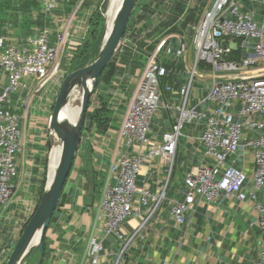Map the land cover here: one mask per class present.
Segmentation results:
<instances>
[{"label": "crops", "instance_id": "obj_1", "mask_svg": "<svg viewBox=\"0 0 264 264\" xmlns=\"http://www.w3.org/2000/svg\"><path fill=\"white\" fill-rule=\"evenodd\" d=\"M103 1L57 0L56 9L46 12L37 0H0V37L7 39V45L15 44L24 49L30 47V36L47 31L55 45L67 21L76 13L67 31L63 53L64 56L69 50L71 67L77 51L89 37L90 21L101 9ZM217 1H136L123 42L110 62L114 66V74L108 80H102L91 96L81 142L58 208L46 231L47 254L45 257L43 254L39 262L41 252L35 253L25 264H92L87 251L93 235H98L104 242L100 264H262L261 231L252 200L241 202L235 195L229 200L222 199L219 204H207L197 199L185 211L184 224L175 220L173 207L176 203L185 202L188 194L185 177L211 162L204 155L202 143L205 123L183 125L172 175H169V166L163 158L148 160L142 166L137 185L145 186L153 193L166 190L165 199L153 216H150V207L134 199L135 211L123 226L125 238L131 239V243L121 257L123 242L113 236L107 237L106 219L100 210L106 183L110 180L115 184L117 181L116 176L110 173L111 164L122 154L136 155L147 151L146 147L139 145L128 147L121 130L151 56L156 54L167 68V75L162 79L163 105L152 120L149 133L154 141L161 144L163 134L171 131L178 121V108L182 104L180 90L189 81L195 59L191 49L196 27ZM233 1L239 4L241 13L255 12L259 19L264 18V0ZM31 2L36 5L31 6ZM179 3L183 4L184 10L177 20L171 22ZM147 6H150L149 11ZM191 14L197 22H187ZM164 40L166 44L158 52L157 48ZM233 43V48H236L238 43ZM184 44L190 50L178 56ZM263 73L261 71L257 75ZM210 77L207 75L204 80L194 83L191 108L199 107L206 97ZM0 80H6L2 71ZM27 97L25 91L12 95L6 108L22 116L23 102ZM50 97L40 110H37V105L32 106V98L33 118L21 122L22 151L17 155L18 174L12 181L16 192L10 203L2 207L0 215L1 221L4 212L9 211V224L0 231V239L15 238L10 252L7 251L10 254L6 262L42 199L48 176L50 179L53 147L49 122L55 104ZM210 107L214 108L216 104ZM81 110L76 111L78 119ZM100 111L102 114L94 118L93 115ZM249 131L245 130L244 139L255 138V134ZM244 168L251 182L254 153L250 148L246 150ZM249 189L253 190L251 183ZM257 197L264 203V189L257 191ZM14 230H17L15 236L12 235ZM5 251L3 247L1 252Z\"/></svg>", "mask_w": 264, "mask_h": 264}, {"label": "built area", "instance_id": "obj_2", "mask_svg": "<svg viewBox=\"0 0 264 264\" xmlns=\"http://www.w3.org/2000/svg\"><path fill=\"white\" fill-rule=\"evenodd\" d=\"M46 12L56 9L57 0H37ZM76 13L67 21L58 43L53 45L47 31L29 37V48L19 49L7 45L0 37V71L6 77L0 80V215L15 195L12 181L17 177V155L22 151V120H27L31 100L37 92L49 87L61 71L68 29ZM237 42L233 48L230 43ZM162 41L157 51L165 46ZM192 49L195 51L189 81L180 90L182 104L178 108V121L171 131L162 136L158 144L150 136L151 123L163 105L162 79L167 68L157 55H152L139 81L134 100L122 123L121 134L128 147H146V153L122 154L110 167L116 183L109 180L103 191L100 210L106 219L107 237H116L123 242L120 257L128 249L131 239H126L123 226L135 209L138 199L150 207L153 216L163 205L162 193H153L145 186L137 185V178L146 161L163 158L172 175L178 153L179 138L184 124L205 123L202 136L204 155L211 162L188 174L184 183L188 189L186 200L176 203L173 215L178 224L185 223L184 213L197 199L207 204H219L221 200L235 195L241 202L252 200L258 214L261 231L260 259L264 264V203L257 191L264 189V18L255 12L241 13L233 0H218L196 27ZM241 49L246 56L240 61L230 59L234 50ZM188 52L187 45L178 51V56ZM211 76L208 93L199 107H190L191 93L196 81ZM28 91L23 102V115L6 108L12 95ZM216 104L212 108L210 105ZM259 116V119H254ZM255 138L244 139L245 130ZM244 140V143H243ZM254 153V171L251 182L244 168L247 149ZM236 165H240L237 168ZM249 183L253 190L249 189ZM104 251L103 239L93 235L87 251L92 264H100ZM118 264V263H117Z\"/></svg>", "mask_w": 264, "mask_h": 264}, {"label": "water", "instance_id": "obj_3", "mask_svg": "<svg viewBox=\"0 0 264 264\" xmlns=\"http://www.w3.org/2000/svg\"><path fill=\"white\" fill-rule=\"evenodd\" d=\"M136 1H123L110 33L104 36L101 51L96 60L82 69L71 72L61 85L49 122L50 137L60 147L56 175L51 183H49L48 176V184L42 199L5 264H22L33 249H39L41 252L39 262L43 258L46 231L58 208L74 155L80 145L91 96L99 84L101 75L123 42V36ZM76 88L81 89L83 109L75 126L71 127L64 122L61 116L70 94Z\"/></svg>", "mask_w": 264, "mask_h": 264}, {"label": "trees", "instance_id": "obj_4", "mask_svg": "<svg viewBox=\"0 0 264 264\" xmlns=\"http://www.w3.org/2000/svg\"><path fill=\"white\" fill-rule=\"evenodd\" d=\"M29 4L31 6L36 5L35 2H31ZM106 6H107V0H104L101 8L105 9ZM149 9H150V6H147L148 11H149ZM100 10H97L94 13V15L90 21L91 28H90L89 37L86 40V42L84 43V45L77 51V53H76V55H75V57L71 63L72 70H70V73L73 71H76L78 69H82V68L86 67L91 62L92 56L98 54V52L101 49L102 38H103L102 37L103 36V34H102L103 30H102V22L101 21H103V17H102V12ZM183 10H184L183 4L179 3L176 6V12H175L176 14L174 17H171L170 21L174 22L175 20H177V18L181 15ZM187 22H197L194 20V14H191V16L188 18ZM175 29H177V28H175ZM244 57H245V53L241 49H238V50L233 51V54L230 56V59L240 61ZM113 74H114V66L112 63H110L106 67V69L104 70L103 74L101 75L100 80H99V84L101 83L102 80H105V81L108 80L110 77L113 76ZM79 109H81V105L79 106L78 110ZM100 114H102L101 111L96 112L95 115H93V116L95 118L97 115L100 116ZM87 117H88V115H87ZM87 117L85 119H87ZM77 121H78V116H77V112L75 111L74 117H73L72 121L69 123V126H71V127L75 126V123ZM39 252H40L39 249H33L27 255V257L24 259L22 264L27 263L35 253H39ZM46 254H47V245H46V237H45V239H44V257L46 256ZM34 264H37V263L35 262Z\"/></svg>", "mask_w": 264, "mask_h": 264}, {"label": "rangeland", "instance_id": "obj_5", "mask_svg": "<svg viewBox=\"0 0 264 264\" xmlns=\"http://www.w3.org/2000/svg\"><path fill=\"white\" fill-rule=\"evenodd\" d=\"M109 0H107V6L105 7V9H102L101 8V12H102V17H103V21H101L102 22V30H103V32H102V34H103V38H102V44H103V39H104V36H105V34H106V23H107V17H106V13H107V9L109 8ZM192 43V42H191ZM190 43V44H191ZM230 45L233 47L234 46V43L233 42H231L230 43ZM102 47V46H101ZM190 50V47L188 46V51ZM192 50V56L195 58V51H194V49H191ZM100 51H101V49H100ZM100 51L98 52V54H96V55H93L92 56V59H91V62L88 64V65H90V64H92L95 60H96V58L98 57V55H99V53H100ZM68 55H69V50H67L66 51V53L64 54V56L62 57V61H61V71H60V73H59V75L52 81V83H51V85H49V87H47V88H45V89H43L41 92H37L35 95H34V97H33V100H32V106H34V105H37V110H40V108L42 107V106H44L45 104H46V102H47V97H49L50 95H51V97H50V100L53 102V103H55V101H56V98H57V96H58V93H59V90H60V88H61V85H62V83H63V81L65 80V78L70 74V70H72V68L71 67H69V65H70V61H69V59H68ZM87 65V66H88ZM207 82H209V80L207 81ZM202 84L203 85H205V83L204 82H202ZM50 92H52L51 94H50ZM25 94H28V91H25ZM50 94V95H49ZM78 108H79V106L76 108V110L75 111H77L78 110ZM32 109V108H31ZM30 109V112H29V115H28V120L29 121H31L32 120V118H33V112H32V110ZM75 113V112H74ZM73 117H74V114H73ZM260 117L259 116H254V119H259ZM250 132V131H249ZM250 137V136H249ZM51 145H52V147L53 146H55L56 145V142L51 138ZM51 156H52V153H51ZM5 211V210H4ZM8 215H9V211L7 212V211H5L4 212V216H3V218L1 219V221H0V231L2 230V229H5L6 228V226L9 224V222H8V220H9V217H8ZM8 217L7 219H4V217ZM8 222V223H7ZM16 227V226H15ZM18 228V227H17ZM16 229V228H15ZM12 235H17V230L15 231H13L12 232ZM10 239V238H9ZM13 240H15V238H12V239H10V240H8V239H0V250L2 251V249H3V247H4V249L6 250L5 251V253H2L1 251H0V262L2 261V263L4 262H6V257L10 254V253H8V252H10V249L12 248V245H11V242H13ZM2 247V248H1ZM9 250V251H8ZM8 251V252H7Z\"/></svg>", "mask_w": 264, "mask_h": 264}, {"label": "bare ground", "instance_id": "obj_6", "mask_svg": "<svg viewBox=\"0 0 264 264\" xmlns=\"http://www.w3.org/2000/svg\"><path fill=\"white\" fill-rule=\"evenodd\" d=\"M109 1H110L109 8L107 9V13H106V17H107L106 34L107 35L110 33L113 27L116 16L118 12L120 11L124 0H109ZM80 105H81V108L83 109L81 89L76 88L70 94L67 106L62 111L61 117L67 125H69V123L71 122L76 108ZM51 153H52L51 161H50L51 175H50L49 183H51L54 180L55 175H56L57 164H58L59 155H60V147L57 145L53 146Z\"/></svg>", "mask_w": 264, "mask_h": 264}]
</instances>
